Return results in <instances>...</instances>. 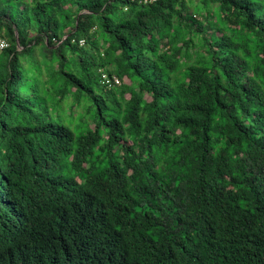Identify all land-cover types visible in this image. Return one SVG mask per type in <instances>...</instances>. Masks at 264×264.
<instances>
[{
	"label": "trees",
	"instance_id": "obj_1",
	"mask_svg": "<svg viewBox=\"0 0 264 264\" xmlns=\"http://www.w3.org/2000/svg\"><path fill=\"white\" fill-rule=\"evenodd\" d=\"M1 40L0 264H264V0H0Z\"/></svg>",
	"mask_w": 264,
	"mask_h": 264
},
{
	"label": "built area",
	"instance_id": "obj_2",
	"mask_svg": "<svg viewBox=\"0 0 264 264\" xmlns=\"http://www.w3.org/2000/svg\"><path fill=\"white\" fill-rule=\"evenodd\" d=\"M144 1L145 2H154L155 0H144ZM7 46H8V43L6 41H4V40L0 41V51ZM114 81L116 84H120V81L116 77H114Z\"/></svg>",
	"mask_w": 264,
	"mask_h": 264
},
{
	"label": "water",
	"instance_id": "obj_3",
	"mask_svg": "<svg viewBox=\"0 0 264 264\" xmlns=\"http://www.w3.org/2000/svg\"><path fill=\"white\" fill-rule=\"evenodd\" d=\"M18 42V44H19V41H17Z\"/></svg>",
	"mask_w": 264,
	"mask_h": 264
}]
</instances>
